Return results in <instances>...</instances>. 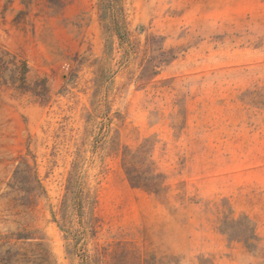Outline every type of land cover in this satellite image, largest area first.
<instances>
[{
    "label": "rangeland",
    "instance_id": "rangeland-1",
    "mask_svg": "<svg viewBox=\"0 0 264 264\" xmlns=\"http://www.w3.org/2000/svg\"><path fill=\"white\" fill-rule=\"evenodd\" d=\"M0 50V264H264V0H0Z\"/></svg>",
    "mask_w": 264,
    "mask_h": 264
},
{
    "label": "trees",
    "instance_id": "trees-1",
    "mask_svg": "<svg viewBox=\"0 0 264 264\" xmlns=\"http://www.w3.org/2000/svg\"><path fill=\"white\" fill-rule=\"evenodd\" d=\"M6 72H9L7 78L5 77ZM26 73L27 67L24 62L18 60L14 55L0 50V84H8L21 93L30 92L34 96L41 97L42 93L25 84Z\"/></svg>",
    "mask_w": 264,
    "mask_h": 264
}]
</instances>
